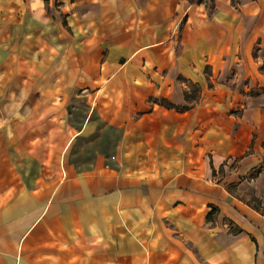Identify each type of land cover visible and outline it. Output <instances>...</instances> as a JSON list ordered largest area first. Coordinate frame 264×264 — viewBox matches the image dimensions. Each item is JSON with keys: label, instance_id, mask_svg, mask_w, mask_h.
Returning a JSON list of instances; mask_svg holds the SVG:
<instances>
[{"label": "crops", "instance_id": "1", "mask_svg": "<svg viewBox=\"0 0 264 264\" xmlns=\"http://www.w3.org/2000/svg\"><path fill=\"white\" fill-rule=\"evenodd\" d=\"M0 264H264V0H0Z\"/></svg>", "mask_w": 264, "mask_h": 264}, {"label": "trees", "instance_id": "2", "mask_svg": "<svg viewBox=\"0 0 264 264\" xmlns=\"http://www.w3.org/2000/svg\"><path fill=\"white\" fill-rule=\"evenodd\" d=\"M196 1H200V0H191L192 3H195ZM234 2H235V0H234ZM186 97H187V96H186ZM187 98H188V97H187ZM188 99H189V98H188ZM166 105L169 106V107H171V105L168 104V103H166ZM211 215H212V214L209 215V218H211Z\"/></svg>", "mask_w": 264, "mask_h": 264}, {"label": "rangeland", "instance_id": "3", "mask_svg": "<svg viewBox=\"0 0 264 264\" xmlns=\"http://www.w3.org/2000/svg\"><path fill=\"white\" fill-rule=\"evenodd\" d=\"M194 90H195V89H194ZM196 97H197V96L194 95V96H193V99H195Z\"/></svg>", "mask_w": 264, "mask_h": 264}]
</instances>
